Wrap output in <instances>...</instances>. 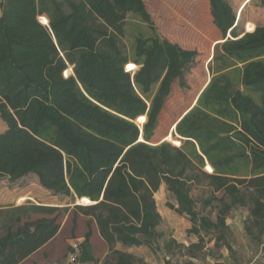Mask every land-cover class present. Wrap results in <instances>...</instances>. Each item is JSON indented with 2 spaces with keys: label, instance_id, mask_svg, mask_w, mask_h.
Instances as JSON below:
<instances>
[{
  "label": "trees",
  "instance_id": "obj_1",
  "mask_svg": "<svg viewBox=\"0 0 264 264\" xmlns=\"http://www.w3.org/2000/svg\"><path fill=\"white\" fill-rule=\"evenodd\" d=\"M208 2L221 34L211 80L172 123L174 137L152 144L174 83L189 87L199 51L162 30L148 0H0V179L35 174L55 195L83 203L0 206V264H23L42 250L69 210L74 227L87 218L72 264L99 262L95 232L108 249L103 264H147L119 245L162 252L165 264L178 253L192 263L212 241L234 255L227 219L239 207L249 209L247 235L264 245V25L248 21V32L239 31L248 0L237 15L229 0ZM130 17L149 31L139 29L128 47ZM162 183L197 242L160 229ZM202 184L211 191L202 205L217 202L216 218L196 207L192 187Z\"/></svg>",
  "mask_w": 264,
  "mask_h": 264
},
{
  "label": "rangeland",
  "instance_id": "obj_2",
  "mask_svg": "<svg viewBox=\"0 0 264 264\" xmlns=\"http://www.w3.org/2000/svg\"><path fill=\"white\" fill-rule=\"evenodd\" d=\"M244 1L229 0L236 15L238 8ZM148 2V8L155 23L162 30L175 35L180 43L194 46L199 51L196 61L186 77L189 87H181L179 81H176L173 85V91L165 104L160 116L159 127L156 129L158 134L150 140V142L155 143L161 139L168 141V139H165L168 133H171V136L174 137L172 123L189 106L192 97L209 77L210 47L219 37V33L212 22L208 0H148ZM65 9L68 11L69 7L65 5ZM130 21L128 35L124 38V42L128 47L131 46L134 34L139 29L144 32L149 31L148 26L141 22L139 18L130 17ZM237 21L238 29L242 33L247 30L246 23L248 21L254 22L255 25L264 24V0H248L241 18L237 16ZM135 70L132 66V72ZM136 122L142 128L144 122L141 123L138 120ZM5 129V122L0 117V133ZM191 193L197 202V209L201 213L216 218L217 202L206 208L202 205V201L211 195L207 184L193 185ZM218 195L221 196L222 193ZM155 198L158 210L163 217V224L160 229L166 231L168 236H173L178 242L186 245L197 242L198 237L195 234L188 233L189 228L192 227L188 217L176 213L167 205L168 202H171L177 206L172 194L165 189L163 192L156 193ZM27 201L42 205L70 206L71 209L76 203L69 196L55 195L44 188L33 174L17 181H11L8 178L0 179V206L20 205ZM248 216L249 209L239 207L233 209L227 219V223L231 228V242L236 251L234 255L230 254L226 247H223L220 251L212 249L214 245V241H212L207 244L206 256L193 259V262L189 263V258L178 253L173 255V262L175 264H215L220 261L224 264H264V245L251 239L245 231V222ZM72 219V210L61 215L59 234L23 264H72V248L78 247L83 240L87 229V218L79 215L75 227ZM92 241L99 262L84 264H103L102 262L108 253L107 246L96 232ZM119 247L142 257L147 264H165V255L162 252H155L145 247L125 248L122 245H119Z\"/></svg>",
  "mask_w": 264,
  "mask_h": 264
},
{
  "label": "crops",
  "instance_id": "obj_3",
  "mask_svg": "<svg viewBox=\"0 0 264 264\" xmlns=\"http://www.w3.org/2000/svg\"><path fill=\"white\" fill-rule=\"evenodd\" d=\"M237 23H238V21H237ZM262 25H264V24H262ZM258 25H255V28L257 27ZM218 30V29H217ZM245 32H248V30H246ZM245 32H243V33H245ZM167 33H169V32H167ZM218 33H219V37L211 44V47H210V56H211V58L213 57V50H214V46H215V44L217 43V42H219L220 40H221V34H220V32L218 31ZM242 33V34H243ZM176 37V36H175ZM176 40H177V38H176ZM178 41V40H177ZM179 42V41H178ZM180 43V42H179ZM182 44V43H181ZM182 45H184V46H186V47H193V48H195L194 46H189V45H186V44H182ZM211 80V73H210V75H209V77L206 79V81H205V83L201 86V88H200V90H199V92L198 93H196L193 97H192V100H191V102H190V104H189V106L184 110V112L179 116V117H183V115L186 113V111H189L195 104H196V102H197V99H198V97H199V95H200V93L203 91V89L207 86V84L209 83V81ZM6 125V124H5ZM159 127V126H158ZM6 128H7V126H6ZM175 128H176V126L174 127V128H172V134L174 133V131H175ZM157 131L155 132V134H154V138H155V136H157ZM152 137V138H153ZM170 138H172V137H170ZM176 138V145H178V146H180L181 144H182V140H181V137L180 136H178L177 135V137H175ZM163 141H167V140H163V139H161V140H159L158 142H155V143H152V144H159V143H161V142H163ZM206 170H208V169H206ZM211 172V171H210ZM31 175V174H30ZM30 175H28V176H30ZM37 179H38V177L35 175V174H33ZM28 176H25V177H23V178H21V180H23L24 178H27ZM165 189H167V186H166V184L165 183H162V185H161V187H160V189H159V191L158 192H163ZM157 192V193H158Z\"/></svg>",
  "mask_w": 264,
  "mask_h": 264
},
{
  "label": "water",
  "instance_id": "obj_4",
  "mask_svg": "<svg viewBox=\"0 0 264 264\" xmlns=\"http://www.w3.org/2000/svg\"><path fill=\"white\" fill-rule=\"evenodd\" d=\"M228 36H230V34H228ZM142 129V128H141ZM140 140H144L143 139V136L140 137ZM80 200H82V198H77L76 200V204H83V203H80Z\"/></svg>",
  "mask_w": 264,
  "mask_h": 264
},
{
  "label": "built area",
  "instance_id": "obj_5",
  "mask_svg": "<svg viewBox=\"0 0 264 264\" xmlns=\"http://www.w3.org/2000/svg\"><path fill=\"white\" fill-rule=\"evenodd\" d=\"M77 258V253H73L71 256V262H75Z\"/></svg>",
  "mask_w": 264,
  "mask_h": 264
}]
</instances>
